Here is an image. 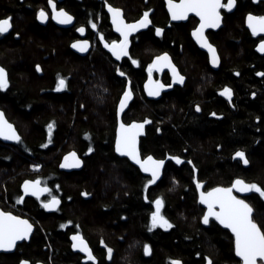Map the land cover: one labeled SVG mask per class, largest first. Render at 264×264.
I'll use <instances>...</instances> for the list:
<instances>
[{"label": "trees", "instance_id": "obj_1", "mask_svg": "<svg viewBox=\"0 0 264 264\" xmlns=\"http://www.w3.org/2000/svg\"><path fill=\"white\" fill-rule=\"evenodd\" d=\"M164 1L119 0L126 21H135L145 12L150 21L145 31L131 37L129 56L119 63L100 45L83 58L74 55L68 48L70 32L44 39L23 31L17 41H6L0 53L12 85L0 103L13 118L21 140L15 146H0V210L28 219L34 231L14 253L0 254V264L22 260L171 264L175 259L182 264H207L209 259L212 264H238L231 234L213 219L203 223L196 183L209 191L240 178L264 188V76H257L264 58L256 55L258 40L243 22L247 13L264 15V4L235 0L234 13L223 14L222 29L208 33L221 60L214 72L191 42L189 32L196 21L170 25ZM21 6L19 0H0V13ZM27 21L34 33L32 16ZM157 28L162 29L160 35ZM100 34L107 42L112 40L108 31ZM164 52L185 82L150 101L142 85L152 58ZM55 71L67 78L69 94L45 92ZM152 75L169 82L167 74ZM225 86L232 89L231 102L220 94ZM127 87L133 99L122 121H149L140 139L141 157L166 160L162 180L147 188L149 178L118 158L113 148L117 102ZM49 123L54 125L51 134ZM238 150L245 153L247 164L234 155ZM69 151L77 152L83 161L80 171L58 169ZM24 179H39L49 189L46 199L59 198L54 213L45 212L41 205L45 199H26L17 205ZM157 197L163 200L161 213L172 227L149 231ZM246 201L254 210V220L264 225V197L251 191ZM76 233L88 243L95 260L73 252L69 237ZM145 244L150 248L147 256Z\"/></svg>", "mask_w": 264, "mask_h": 264}, {"label": "snow or ice", "instance_id": "obj_2", "mask_svg": "<svg viewBox=\"0 0 264 264\" xmlns=\"http://www.w3.org/2000/svg\"><path fill=\"white\" fill-rule=\"evenodd\" d=\"M48 3L52 8V19L57 20L61 24H67L72 21V16L63 8H60L57 11L56 4L53 3V0H48ZM234 3L235 0H227L226 3H224L223 0H179V2H177V0H167V7L172 20L185 19L189 13H194L195 16L199 18V23L193 28L191 34L201 47L208 49L210 62L213 65H217L219 58L216 54L215 47L209 42L205 35V29L218 27L221 21V9L231 10ZM105 6L111 14L112 24L120 34V38L108 43L105 41L103 34H101L100 40L104 42V47L109 49L116 59L129 56V35L130 33L135 32L138 28H144L150 23L148 20V13L145 12L143 17L134 23H126L121 14V9L113 7L110 3H107V0ZM37 18L43 21L46 20L48 16L47 13L41 9L37 13ZM246 23L253 35L264 33V15L255 16L249 13L246 18ZM10 27V18L0 19V33L7 32ZM92 27L95 28L96 25L92 24ZM77 31L82 33L84 32V28L80 27ZM161 31L162 29L157 28L156 34L160 35ZM88 44L89 42L87 40L76 41L73 43L72 47H78L79 50L83 52L87 49ZM257 47L260 52L264 53V39L260 41ZM132 63L136 64L137 61L133 59ZM163 67H170L173 73V79H178L183 83L184 77L177 72L175 66L171 63L168 53L165 52L155 57L152 64L148 66L149 78L145 83V89L150 96L159 95L160 89L172 86L171 84H164L160 81H153L152 79L153 68ZM37 70H39V66H37ZM117 71L121 76L124 75L119 68H117ZM258 75H264V73H258ZM7 86L8 78L6 70L3 67H0V89L7 88ZM63 87H66L65 80L59 78L57 88L60 89ZM220 94L227 97L229 102H231L233 95L231 88L225 86ZM131 96L132 89L131 87H127L124 90L119 103L117 110L118 116L119 113L124 110L127 100H129ZM197 110H200L199 106H197ZM211 115L215 116L216 113L213 112ZM147 123H149L147 119L143 122H120L117 127L115 140V150L118 153L129 157L139 165L144 173L151 174V178L147 179L144 185L145 188L157 180L160 175L161 167L164 164L163 159H155L152 155H148L143 159L141 158L140 152L137 148V137L141 134L144 125ZM53 127L54 125L52 123L47 125L50 134ZM0 137H3L6 140H21V137L17 134L13 125L5 119L3 112H0ZM91 151L92 149L89 148V152ZM234 155L240 157L245 164L248 163L243 151L238 150ZM70 158L72 162H70ZM171 158L177 163L181 162L179 157ZM79 163L80 161L77 158L76 153L71 152L64 157V163L61 164V167L67 168L79 166ZM189 163H191V161H189ZM35 167H39V165H36ZM196 187L197 189L201 187L199 181H197ZM22 188L26 194L31 193V195L35 196L37 199L40 198L41 193L49 192L47 186L41 187V181L39 179L25 180L22 184ZM233 189H238L241 193L255 191L256 193H259L261 197H264V188L255 183H246L240 178L234 180L231 187H216L207 192L202 191L200 192L199 199L202 204L207 206V211L202 217L203 222L207 224L209 223V217H215L221 225L231 230L234 237L235 255L240 258L238 264H264V230H262L264 229V225H260L254 220L252 216L253 209L250 204L246 202L245 199L233 195ZM145 198L147 199V197ZM23 199L24 197H19L18 202L23 201ZM42 203L45 208H53L59 203V200L56 196H52L50 200ZM152 203L155 206V210L151 212L149 231L158 226L160 228H171L172 225L161 213L163 200L160 197H157ZM63 226L64 225H61V227ZM32 230L33 225L28 219L14 215L10 211L0 210V249H13L17 246V241L27 239ZM71 239L73 240L72 247L74 249L78 248L81 252L86 253V258L88 260L96 259L92 250L79 233L74 234ZM144 250L146 253L150 251L147 244L144 245ZM111 251V249H108L109 253H111ZM20 264H28V261L22 260ZM171 264H182V262L179 259H175L171 261ZM207 264H212V261L209 259Z\"/></svg>", "mask_w": 264, "mask_h": 264}, {"label": "flooded vegetation", "instance_id": "obj_3", "mask_svg": "<svg viewBox=\"0 0 264 264\" xmlns=\"http://www.w3.org/2000/svg\"><path fill=\"white\" fill-rule=\"evenodd\" d=\"M177 1H179V0H177ZM223 1H224V3L227 2V0H223ZM19 2H20V4H22L20 9H17L18 7L17 8H9V9H7L5 11V13H0V19L10 18V24H11V27L8 29L7 32L0 33V52L3 49V47L6 45V41L7 42H9V41H17L25 31L29 32L28 36H30V37L33 34V35H35V37L41 36L44 39H49L50 38V34H55L56 36L60 37V36H62L63 32H70V33H72V35H71V39L69 40V46H68L69 51L71 52L70 46L72 45L73 42L82 41V39H83V40H87L89 42V44H90V52L88 53V55L92 52L93 48L96 47V45H100L101 47H103L104 50L106 49L108 51L109 55H110L109 49L105 48L104 47V42H102L100 40V36H101L100 33L101 32L108 31L111 34V36H112V38H111L112 40L111 41L119 39L118 36L116 34H114V32H113V28L111 26L110 17L108 16V13H107V7L105 6L106 0H53V3L56 4L57 11L60 8H63L65 11H67L72 16L73 19H72L71 26H68L69 23H67V24L59 23V25H57L54 22V20L52 19V8L49 6L48 0H19ZM118 2H119V0H107V3H110L113 7L121 9L122 16L126 20V17L124 16V10H123V8L120 5H118ZM252 2L255 5L257 3L264 4L261 1L255 3L252 0ZM41 9H43L47 13V16H48V18L45 20V23H41V21L37 18V13ZM164 10H165V6H164ZM224 12L230 13V12H227L226 9H221L222 17H223ZM80 13H82V14L85 13V14H83L84 15V18L82 17L83 19L82 18H78V17H80L79 16ZM165 14H166V11H165ZM247 14H249V13H247ZM29 15L32 16V19L34 20V28H35L34 29L35 30L34 33L31 31L30 23L27 21L29 19ZM138 19H140V18H138ZM138 19H136V20H138ZM192 19L194 20V18L191 17L190 19L187 20V22L191 21ZM136 20L132 21V22H136ZM148 20H149V18H148ZM222 21H223V19H222ZM126 22H128V21H126ZM243 22H244V20H243ZM168 23L170 25L171 24L174 25V23L170 22L169 17H168ZM92 24H95L96 27L93 28ZM182 24H185V23H182ZM63 25H67V27L65 28V27H63ZM80 27L84 28V32H83L84 33V37L82 39L80 38L79 31H77V29L80 28ZM244 27H245V22H244ZM191 31L189 32V36H190ZM208 33H212V32H207L206 33L207 36H208ZM133 36H135V35H133ZM254 38H256V37H254ZM190 39H191V36H190ZM256 39L258 40V42H257V45H258V43L262 39H264V37H258ZM111 41H109L108 43H111ZM130 41H131V39L129 40V42ZM191 42H193L192 39H191ZM213 46H215V45H213ZM254 51H255V49H254ZM71 53H74V52H71ZM160 54H162V53H160ZM74 55L78 56L75 53H74ZM159 55H157V56H159ZM204 55H205L204 57H206L207 67L209 68V66H208V57L206 56L205 53H204ZM256 55H259L260 57L264 58V54L260 55V54L256 53ZM110 57H111V55H110ZM122 58L123 57L120 58L119 62L122 61L121 60ZM169 58H170V56H169ZM2 59H3V56L0 53V67H3L6 70V73H7V76H8V86H7V88L0 89V102H2V97H4L8 93V90L11 88L10 86L12 85L11 82H10L9 69H8L7 65L4 64ZM111 59H112V57H111ZM171 60H172V58H171ZM112 61H113V59H112ZM119 62H115V63H119ZM172 62H173V60H172ZM220 62H221V60H220ZM173 64H174V62H173ZM37 66H39V70H37ZM174 66L176 67V69H178L175 64H174ZM35 70L37 72V75L40 76L41 75V66L39 64L35 65ZM178 71H179V74L181 76H183L180 73L179 69H178ZM259 73H264V63H262V71H259ZM52 74L53 75H52L51 84L46 86L45 92L47 94H49V95H52V94L53 95H62V94L67 95V94H69L68 89H67V86H68L67 85V78L65 77V75L61 74L60 72H57V71L53 72ZM162 74H167L168 80H169V82L167 84H171V79H170L169 74L167 72H164ZM158 76H160V75H158ZM257 76H258V78L259 77L261 78L264 75H258V73H257ZM148 77L149 76H147V78ZM59 78H63L65 80L66 87H63V88H60V89L57 88V82H58ZM153 78L155 79L154 76H153ZM146 79H145V82H146ZM156 81H158V80H156ZM160 82H162V81H160ZM144 83H143V85H144ZM143 85H142V92H143ZM182 85H180V86H182ZM132 97H133V94H132ZM145 98H146V96H145ZM0 110L4 113L5 118L8 121H10V122H12L14 124L16 131H18L17 128H16V125L14 123L13 118L8 116L7 110L5 109L4 105H2L1 103H0ZM123 116H124V114H123ZM122 119H123V117H122ZM18 133H19V131H18ZM19 135H20V133H19ZM17 143L7 145V144H4L3 142H0V146H3V147H9L11 145L15 146ZM46 196H45V198H46ZM27 199H32V198H27ZM49 199L50 198L46 199V201L49 200ZM38 200H41V199H38ZM46 201H43V202H46ZM23 203L18 202L17 205H21ZM41 205L43 206L42 202H41ZM43 208H44V206H43ZM14 215H16V214H14ZM29 241H26V242H29ZM26 242H22V243H26ZM22 243L17 244V246L21 245ZM17 246L15 247V249L17 248ZM15 249H14V252H15ZM0 254H2V253H0ZM9 254H11V253H9ZM19 263H20V261H19Z\"/></svg>", "mask_w": 264, "mask_h": 264}, {"label": "water", "instance_id": "obj_4", "mask_svg": "<svg viewBox=\"0 0 264 264\" xmlns=\"http://www.w3.org/2000/svg\"><path fill=\"white\" fill-rule=\"evenodd\" d=\"M253 1H254L255 3H256V2H259V1H261V2L264 3V0H253ZM177 2H179V1H177ZM223 2H224V1H223ZM164 4H165V11H166V14L168 15L169 20H170L171 23H174V24H180V22H181V23H186L187 20L190 19L191 17H193V18L196 19L197 24L199 23V18L196 17L194 13H189L188 16H187L185 19H182V20H172L170 14H169V12H168L167 0L164 1ZM234 7H235V3H234V6L231 8V10H227V9H226L227 12H230V13L233 12V11H234ZM107 13H108V16L110 17L111 26H112V28H113V32H114V34H116V35L118 36V38H120V34L116 31L115 27H114L113 24H112L111 14L109 13L108 8H107ZM121 14H122V13H121ZM247 16H248V14L246 15V17H245V19H244V22H245V28H247L248 31L252 34L251 30L248 28V25H247V23H246V18H247ZM123 18H124V17H123ZM140 19H141V18H140ZM140 19H138V20H140ZM222 19H223V17H222V15H221V21H220V24H219L218 27H216V28H206V29H205V35H206L207 32H212V33H214V32H217L220 28H222V26H223ZM53 20H54V19H53ZM124 20H125V19H124ZM138 20H136V21H138ZM40 21H41V20H40ZM54 22H55L57 25H59V22H58L57 20H54ZM125 22H126V20H125ZM41 23H45V20L41 21ZM71 23H72V21L68 24V26H71ZM126 23H130V22H126ZM131 23H134V22H131ZM63 27L66 28L67 25H63ZM146 29H147V26L144 27V28H138L135 32L130 33V35H129V40L131 39V37H132L133 35H137V33L143 32V31L146 30ZM192 30H193V29H192ZM79 33H80V38L82 39V38L84 37V33H83V32H82V33L79 32ZM191 33H192V31H191ZM191 33H190V36H191V39H192L194 45L198 48V50H199L201 53H203V54L205 53L206 56L208 57V66H209V68H210L212 71H214V72L217 71V70L220 68V67H219V66H220V57L218 56L217 50H216V54H217V56H218V58H219V62H218L217 65H213V64L210 62V54H209L208 49H207V48H204V47H201V45H200L199 43H197L196 39L192 36ZM252 35H253V34H252ZM206 36H207V35H206ZM253 36L256 37V38H258V37H264V33H257L256 35H253ZM82 41H83V39H82ZM75 42H76V41H75ZM73 43H74V42H73ZM73 43H72V45H73ZM259 43H260V42H259ZM259 43H258V45H259ZM72 45L70 46V50H71V52H74L75 54H77V55H78L79 57H81V58L87 56L88 53L90 52V44H88L87 49H86L85 51H83V52H81V51L79 50L78 47H77V48L72 47ZM214 47H215V46H214ZM215 49H216V47H215ZM255 52H256L257 54H260V55H263V54H264V53H262V52H260V51L258 50V47H256ZM162 54H163V53H162ZM110 55H111L113 61H115V62H119L120 59H116V57H114V56L111 54V52H110ZM160 55H161V54H160ZM156 57H157V56H156ZM154 59H155V57L153 58V60H154ZM153 60H152V62H153ZM170 60H171V58H170ZM152 62H151V64H152ZM171 63L173 64L172 60H171ZM173 65H174V64H173ZM175 68H176V67H175ZM176 70H177V72L179 73L178 69H176ZM153 72H154L155 74H157V75H161L162 73L167 72V73L169 74V76H170V79H171V85H172V86H171V87H165V88L160 89V90H159V92H160L159 95H156V96H150V95L148 94V91L145 89V83L148 81V78H149V77H148V78L146 79V82H145L144 85H143V92H144L146 98H147L148 100H150V101H151V100H158V99H160V97L162 96V93L170 92V91L172 90V87H173L174 85H175V86H180V85H182V84L184 83V81H185V80H183V83H181L178 79L174 80V79H173V73H172V70H171L170 67L153 68ZM7 78H8V76H7ZM152 79H153V81H156V80L153 78V76H152ZM161 83H162V82H161ZM122 96H123V95H122ZM122 96L119 98V100H118V102H117L116 115H117V110H118L119 103H120V100H121ZM132 98H133V97L131 96V98H130L129 100H127V103H126V105H125L124 110H123L122 112L119 113V116H118V115L116 116V130H115V136H114V137H115V140H116V131H117V127H118V125H119L120 122H123V121H122L123 114L128 110ZM226 98H227V97H226ZM0 112H2V111L0 110ZM5 119H6V118H5ZM6 120H7V119H6ZM7 121H8V120H7ZM8 122L11 123V124L13 125V127L15 128V126H14V124H13L12 122H10V121H8ZM132 122H136V121H132ZM132 122H130V123H132ZM141 122H142V121H141ZM145 129H146V125H144V129H143V131H142L141 134L137 137V148H138L139 152H140V147H139V145H140V139L142 138V135H144V133H145ZM15 130H16V129H15ZM17 134L19 135L18 131H17ZM19 136H20V135H19ZM115 140H114V145H113L115 155H116L118 158H120V159L123 158V159L128 160L129 163H130L131 165H133L135 168L139 169V170L142 172V174H143L144 176H146V177H148V178L150 179V178H151V174H150V173H144V172L140 169L139 165H137V164H136L134 161H132L129 157H127L126 155H122L121 153H118V152L115 150ZM0 142H3L4 144L10 145V144H15V143H17L18 141H15V140H6V139H4L3 137H0ZM71 152H74V151H71ZM71 152H68V153H71ZM68 153H66V155H67ZM75 153H76L77 158H78L79 161H80L79 166H72V167L62 168V167H61V164L64 163V157L66 156V155H64V156L60 159V161H59L60 163H59V165H58V169H59L61 172L72 173V172L80 171V170L83 168V161H82L81 158L78 156L77 152H75ZM140 155H141V154H140ZM141 158L143 159L144 157H141ZM237 159L242 160L240 157H237ZM70 162H72V161H71V158H70ZM242 163L245 164L243 160H242ZM165 164H166V160L164 159V164H163L162 167H161L160 175H159V177L157 178V180H156L155 182H159V181L162 180L161 178L163 177V173H164V170H165ZM25 180H29V179H25ZM25 180H23V182H24ZM34 180H36V179H34ZM23 182L20 183V194H21L20 196H21V197H24V199H23V201H21V203H23L24 200L27 199V198H32V199H35V198H36L35 196H32L31 193H27V194H26V193L24 192V190H23V188H22V184H23ZM231 186H232V184H231L230 186H228V187H231ZM41 187H44V186L41 184ZM220 187H222V186H220ZM214 188H216V187H214ZM225 188H227V187H225ZM210 190H211V189H210ZM202 191H203V192H207V191H204V189L202 188V185H201V187H200L199 189H197V200H198V203L200 204V206L202 207V209L204 210V213H205V212L207 211V206L204 205V204H202V203L200 202V199H199L200 192H202ZM46 193H47V192H43V193H41L39 199H44L45 196H46ZM250 194H251V192H244V193H241V192L238 191V189H233V195H236L237 197H239V198H241V199H245V200H246V197L249 196ZM36 199H37V198H36ZM57 199L59 200V198H57ZM246 202H247V201H246ZM59 204H60V200H59V203H58L55 207H53V208H45V207H44V210H45V212L50 213V214H51V213H54V212L57 210V208L59 207ZM252 209H253V208H252ZM253 214H254V210H253L252 216H253ZM25 219H26V218H25ZM211 219L217 221V220L215 219V217H209V220H211ZM202 221H203V219H202ZM217 222H218V224H219V226H220L221 228L227 230V231L231 234V236H232V238H233V242H234V237H233V234L231 233V230L225 228L223 225H221V224L219 223V221H217ZM203 223H204V222H203ZM204 224H205V223H204ZM207 224H208V223H207ZM207 224H205V225H207ZM33 231H34V229L32 230L31 233H29V236H28L27 239H25V240H21V241H17V244L22 243V242L29 241V238H30L31 234L33 233ZM72 236H73V235H71V236L69 237V238H70V247H71V249L73 250L74 253L78 254L79 256H83V257L86 258V253L81 252L78 248L74 249V248L72 247V245H73V240L71 239ZM86 243H87V242H86ZM87 244H88V243H87ZM88 246H89V245H88ZM14 249H15V247H14L13 249H9V250L0 249V253H2V254H4V253H13V252H14ZM90 249H91V248H90ZM234 253H235V250H234ZM148 254H149V252H148V253L145 252V255H146V256H147ZM235 256H236V255H235ZM236 258H237L238 260L240 259V258L237 257V256H236ZM26 261H27V260H26ZM91 261H92V260H91ZM20 262H21V261H20ZM19 264H20V263H19ZM28 264H31V263L28 262ZM37 264H42V263L37 262Z\"/></svg>", "mask_w": 264, "mask_h": 264}, {"label": "rangeland", "instance_id": "obj_5", "mask_svg": "<svg viewBox=\"0 0 264 264\" xmlns=\"http://www.w3.org/2000/svg\"><path fill=\"white\" fill-rule=\"evenodd\" d=\"M235 7H236V1H235ZM235 7H234V11H235ZM128 22H130V21H128ZM131 22H132V21H131ZM147 26H148V25H147ZM155 57H156V56H155ZM153 58H154V57H153ZM153 58H152V59H153ZM160 76H161V75H160ZM160 98H161V97H160ZM69 152H71V151H69ZM74 152H75V151H74ZM67 153H68V152H67ZM24 180H25V179H24ZM22 182H23V181H22ZM50 199H51V198H50ZM50 199H49V200H50ZM43 200H44V199H43ZM45 200H46V198H45ZM45 200H44V201H45ZM47 201H48V200H47Z\"/></svg>", "mask_w": 264, "mask_h": 264}, {"label": "bare ground", "instance_id": "obj_6", "mask_svg": "<svg viewBox=\"0 0 264 264\" xmlns=\"http://www.w3.org/2000/svg\"><path fill=\"white\" fill-rule=\"evenodd\" d=\"M231 13H234V11H233V12H231ZM194 20L196 21V19H195V18H194ZM196 23H197V21H196ZM221 29H222V28H220L219 30H221ZM245 29H246V28H245ZM219 30H218V31H219ZM218 31H217V32H218ZM257 46H258V45H257ZM257 46H256V47H257ZM256 47H255V49H256Z\"/></svg>", "mask_w": 264, "mask_h": 264}]
</instances>
